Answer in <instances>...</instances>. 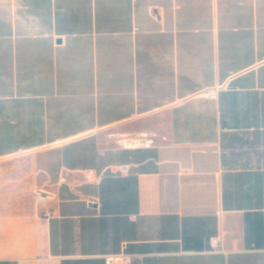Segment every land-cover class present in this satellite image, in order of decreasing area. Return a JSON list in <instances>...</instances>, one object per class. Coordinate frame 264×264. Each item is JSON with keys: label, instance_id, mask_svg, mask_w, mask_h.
<instances>
[{"label": "crops", "instance_id": "obj_1", "mask_svg": "<svg viewBox=\"0 0 264 264\" xmlns=\"http://www.w3.org/2000/svg\"><path fill=\"white\" fill-rule=\"evenodd\" d=\"M6 160L0 264H264V0H0Z\"/></svg>", "mask_w": 264, "mask_h": 264}, {"label": "rangeland", "instance_id": "obj_2", "mask_svg": "<svg viewBox=\"0 0 264 264\" xmlns=\"http://www.w3.org/2000/svg\"><path fill=\"white\" fill-rule=\"evenodd\" d=\"M27 167L25 160L0 162V221L2 222L15 219L23 221L25 217L35 213L37 192L27 175ZM23 247L21 241L15 239L5 241L4 237L0 236V255L15 254Z\"/></svg>", "mask_w": 264, "mask_h": 264}, {"label": "built area", "instance_id": "obj_3", "mask_svg": "<svg viewBox=\"0 0 264 264\" xmlns=\"http://www.w3.org/2000/svg\"><path fill=\"white\" fill-rule=\"evenodd\" d=\"M207 96L209 98H213L216 99L218 98V90L217 89H211L209 90V92L207 93ZM153 140L152 139H148V136H142V137H134L131 136L129 138H125L124 140H122V146L127 148V149H131L132 148H142V147H148V145L152 144ZM52 195L45 192L42 189H39L37 191V196L36 198L40 201H47L49 200ZM212 243H213V251H223V245L222 242L219 238L214 237V239H212ZM121 257V255H106V259L108 261V263H113L116 260H119Z\"/></svg>", "mask_w": 264, "mask_h": 264}]
</instances>
